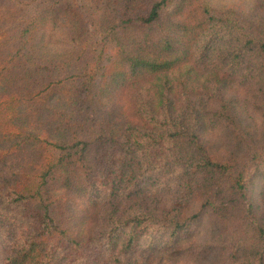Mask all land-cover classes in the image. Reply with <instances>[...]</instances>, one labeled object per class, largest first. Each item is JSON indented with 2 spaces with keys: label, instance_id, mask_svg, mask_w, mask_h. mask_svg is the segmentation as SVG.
I'll return each mask as SVG.
<instances>
[{
  "label": "trees",
  "instance_id": "1",
  "mask_svg": "<svg viewBox=\"0 0 264 264\" xmlns=\"http://www.w3.org/2000/svg\"><path fill=\"white\" fill-rule=\"evenodd\" d=\"M101 4L88 12L81 0H0L3 264H129L141 248L175 245L202 213L161 221L144 210L103 214L104 205L145 195L153 180L144 199L166 197L174 211L171 192H193L200 177L219 197L221 182L247 189L250 162L264 176L262 150L242 140L246 163L236 170L212 159L200 136L207 125L233 126L226 92L264 79V32L208 0ZM37 39L62 51L42 58ZM257 234L264 239L262 227Z\"/></svg>",
  "mask_w": 264,
  "mask_h": 264
},
{
  "label": "rangeland",
  "instance_id": "2",
  "mask_svg": "<svg viewBox=\"0 0 264 264\" xmlns=\"http://www.w3.org/2000/svg\"><path fill=\"white\" fill-rule=\"evenodd\" d=\"M103 1L81 0V3L89 12L102 7ZM208 3L217 11L233 12L239 19L250 22L258 32H264V5L261 0H208ZM99 23V19L95 17L92 33L96 36L101 32ZM5 31L0 25V35H5ZM34 48L42 58H52L62 51L58 44H43L39 39L35 41ZM224 101L234 124L231 126L228 123L217 122L212 126H205L200 132L203 146L216 162L229 164L232 168L240 170L246 163L243 144L245 141L252 148L263 151L260 157V170L264 173V79L246 86L233 87L226 92ZM30 116L25 119L29 130L34 129L38 123L34 112H30ZM256 163L258 162H250L248 169L250 180L243 192H236L230 184L221 182L220 196L217 197L214 195L215 189L203 188L201 180L205 178L200 177L193 192L189 193L188 188H184L183 193L181 191L176 193L178 188L171 192L175 196L179 195V201L174 203L178 209L171 211L172 204L166 205V197L163 201L144 199L151 194L147 186L153 183V180H147L141 188L145 195L138 192L134 200L125 199L110 206L106 204L101 208V212L116 210L121 216H127L144 210L147 213H154L161 221L170 219L167 217L183 221L184 218L202 213V217L181 234L175 245L157 246L159 249L152 251L141 248L129 258V264H239L233 258L239 259L240 264H246L248 259L256 261L260 255L264 256V239L258 241L257 234L258 227L264 229V176L256 175ZM176 171L177 167L171 171V175ZM127 177H124V184ZM129 177L137 176L129 174ZM168 177L169 175L165 173L164 177L163 174H158L156 180L163 187ZM173 178L177 180L176 176ZM177 184L175 182V185ZM166 234L171 232L168 231ZM7 245V241L0 239V264H3L11 253V246L9 245L8 251ZM70 254L72 257V253ZM72 261L71 264H74V257ZM87 261L90 262L89 259Z\"/></svg>",
  "mask_w": 264,
  "mask_h": 264
}]
</instances>
